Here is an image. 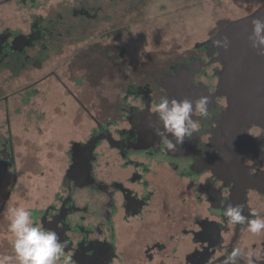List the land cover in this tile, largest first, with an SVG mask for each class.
Returning <instances> with one entry per match:
<instances>
[{
  "label": "flooded vegetation",
  "instance_id": "flooded-vegetation-1",
  "mask_svg": "<svg viewBox=\"0 0 264 264\" xmlns=\"http://www.w3.org/2000/svg\"><path fill=\"white\" fill-rule=\"evenodd\" d=\"M73 1L65 2L57 10L58 18H54L49 13L56 9L55 4L0 0L24 11L29 21H24L22 29L5 28L0 34L3 254L11 253L12 234L7 231L6 210L18 175L31 174L42 166L35 158L42 145L37 146L35 154L29 152L28 156L33 158L31 167L24 160L22 166L18 165L22 155L17 147L26 144L27 139L14 133L11 116L19 112L24 113V123L29 117L41 121L40 110L28 100L42 94L47 80L63 84L62 89L73 95L57 68L51 67L55 51L62 48L64 41L67 46L79 45L84 36L77 31L90 24L91 19L99 28L97 21L101 18L97 12L107 8L106 1H111V10L120 13L121 0L80 1L78 8L72 7ZM68 16L78 21L72 22ZM117 34L114 30L112 36ZM103 35L109 36L100 37ZM210 38L194 43L187 52L167 63L158 76L141 81L128 76L130 80L124 84L118 76L121 82L114 90V98L100 114V110L91 113L84 101L73 95L84 114L75 111L76 117L81 118L76 126H81L82 120L86 124L82 132L79 129L81 134L67 142L60 185L55 184L49 202L26 207L37 225L58 233L67 245L65 256H72L70 264H221L232 248L255 252L264 249V233L254 236L244 225L228 224L223 215L226 205L242 204L244 215L250 216L254 209L264 216V127L247 124L235 137L222 132L219 123L226 99L219 94L221 66ZM103 43L97 40V44L81 50L78 56L85 51L97 55L102 50L108 55ZM122 56L123 49L115 55ZM47 67L51 68L44 71ZM5 72L10 75L6 77ZM116 72L122 69L118 66ZM3 76L8 80L24 77L27 82L7 93L10 87H3L7 82ZM77 82H72L74 88ZM203 95L210 98V118L193 117L199 119L200 133L185 138L176 151H167L162 139L155 135L159 121L155 114H150L152 107L162 97L194 102ZM14 102L15 108L11 105Z\"/></svg>",
  "mask_w": 264,
  "mask_h": 264
},
{
  "label": "rangeland",
  "instance_id": "rangeland-1",
  "mask_svg": "<svg viewBox=\"0 0 264 264\" xmlns=\"http://www.w3.org/2000/svg\"><path fill=\"white\" fill-rule=\"evenodd\" d=\"M40 1L44 5L55 4L56 9L49 13V16L54 18H58L57 10L64 7L65 2H69V0ZM74 1L72 7L78 8L80 1L85 3L93 0ZM101 1L105 3L104 0ZM106 2L107 8L103 7L97 12V17L101 18L97 21L99 28L96 29V24L93 25V19L90 20V24L87 21L88 23L77 31L78 35L84 36L81 43L67 46L66 41L62 42V48L55 51L57 53L54 54V62L51 65L61 74L63 83L71 87L74 97L81 98L88 110L94 114L98 110L100 114L109 106L108 103L114 98L116 86L121 81L123 84L129 81L128 76L133 77L135 81L158 76L167 63L187 52L194 43L206 41L227 22L250 13L264 0H121L119 14L114 8L111 10L108 7L111 1ZM0 4V34L5 28L6 30L10 28V31L22 29L25 27L24 21L29 22L26 19L28 15L22 10L15 9L12 3ZM111 4L114 5V1ZM69 19L72 22L78 21L71 16ZM114 30L118 31L117 36H112ZM101 34L109 36L100 37ZM97 40L100 43L104 42L109 51L108 55L102 50L97 51V55L92 51H85L78 56L81 50L97 44ZM121 49L123 56L115 57ZM69 57L75 59L69 60ZM118 66L122 72H116ZM62 72L70 73L66 75ZM118 76H121V81ZM6 77L3 76L7 81L3 87H10L7 88V93L27 82L24 77L9 80ZM73 81L79 83L76 84V88L73 87ZM42 86V94L34 95L28 100L36 105L33 107L40 110L41 121L30 120L32 117H29L30 119L24 123L23 120H26L24 113L20 115L19 112H12L11 116L14 133L27 139L26 144L22 143L17 147L22 155L18 159L19 166H22L24 160L28 167H31L33 158L28 156L29 152L35 154L37 146H43L42 149H38L41 152L35 156L39 162L41 161V168L31 174L18 175L9 203H15L17 206L31 207L35 204L41 206L49 202L55 184L60 185L64 170L63 152L67 142L74 138L73 136L81 134L82 127L86 124V121L82 120L81 126H76L81 118L76 117L75 111L82 114V110L73 101V95H68L62 89L63 84L47 80ZM45 87L49 90H45ZM81 89H84V92L80 94ZM15 97L19 98L18 95ZM16 104L11 103L13 108ZM26 107L32 109L29 105ZM90 125L92 126L93 122H90ZM10 250V254L0 253V256L14 255L11 241Z\"/></svg>",
  "mask_w": 264,
  "mask_h": 264
},
{
  "label": "clouds",
  "instance_id": "clouds-1",
  "mask_svg": "<svg viewBox=\"0 0 264 264\" xmlns=\"http://www.w3.org/2000/svg\"><path fill=\"white\" fill-rule=\"evenodd\" d=\"M251 32L248 36L251 47L257 55L264 56V17H254L251 21ZM215 46L227 49V37L213 41ZM209 96H200L194 102L187 99H169L162 97L154 105L150 114H155L159 127L154 129L155 135L162 139L167 151H176L185 138L199 134L201 126L199 119L210 118ZM169 135L171 138H169ZM207 143V140H202ZM159 145L157 144V147ZM223 205V201H221ZM244 213V205L228 204L224 207L223 215L228 224L232 226L244 225L246 231L254 236L264 233V216L254 209L250 216ZM7 231L12 234L11 247L13 254L0 256V264H70L72 256H65L67 245L59 238L55 230L37 225L29 208L9 204L6 210ZM260 264L264 261V249L258 252L246 251L235 247L222 260L221 264Z\"/></svg>",
  "mask_w": 264,
  "mask_h": 264
},
{
  "label": "water",
  "instance_id": "water-1",
  "mask_svg": "<svg viewBox=\"0 0 264 264\" xmlns=\"http://www.w3.org/2000/svg\"><path fill=\"white\" fill-rule=\"evenodd\" d=\"M254 17H264V2L250 13L227 22L209 40L221 66L219 94L226 99L219 124L230 137L238 135L247 124L264 127V56L257 55L248 40ZM224 37L229 41L227 49L214 45L213 41ZM227 154L225 151L224 156Z\"/></svg>",
  "mask_w": 264,
  "mask_h": 264
}]
</instances>
